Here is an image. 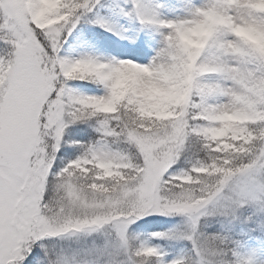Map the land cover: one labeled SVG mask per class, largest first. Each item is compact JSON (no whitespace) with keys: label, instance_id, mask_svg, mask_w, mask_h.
<instances>
[{"label":"rangeland","instance_id":"rangeland-1","mask_svg":"<svg viewBox=\"0 0 264 264\" xmlns=\"http://www.w3.org/2000/svg\"><path fill=\"white\" fill-rule=\"evenodd\" d=\"M84 1L85 20L68 22L62 12L47 13L57 0H0L1 21L23 43L0 73V264H116L122 256L132 264H180L192 258L189 247L196 250L191 264H222L213 243L233 233L258 237L233 254L235 264H264V139L232 172L182 157L190 130L236 137L251 106L262 103L264 0H111L117 12ZM22 11L46 34L53 59ZM52 63L65 78L55 87L56 76L44 73ZM193 93L208 124L189 128L185 100L162 126L121 134L93 120L101 139L76 147L63 171H52L54 157L40 159V119L51 129L53 154L65 150L68 126L92 119L71 118L65 101L113 113L124 97L157 111L158 98ZM93 165L118 178L103 180ZM35 241L42 254L29 256Z\"/></svg>","mask_w":264,"mask_h":264},{"label":"trees","instance_id":"trees-1","mask_svg":"<svg viewBox=\"0 0 264 264\" xmlns=\"http://www.w3.org/2000/svg\"><path fill=\"white\" fill-rule=\"evenodd\" d=\"M84 3V0H68V6L66 9H68V13L71 12L73 13L68 19L72 22L73 20L76 19L78 15V11L82 4ZM35 35L38 38H42V34L35 31ZM7 42V38L4 37V31L0 28V43ZM10 54V47H0V60H1V68L2 64L6 62ZM51 72L48 71L47 74H50ZM55 82H57V79L54 78L53 80V87H55ZM117 118L119 117L122 121V126L125 125L127 127L132 128V126L136 127L139 126L141 122H143V126L146 128H150L151 125H153L155 118H152L150 115H145L142 116L141 113L138 114L133 110H130V108L126 107H120L117 110ZM67 114H70L71 118H76L80 116H84L85 112L83 109L70 104L68 105V110ZM100 119H110L109 117H104L100 116ZM93 119L90 121H82L79 123H76L74 125L69 126L66 129L64 138H63V149H67L69 147H75L76 146V137H84V141L89 140L90 138H93V132H92V127H93ZM259 123H255L256 132L253 133V127H250L249 131L250 134L248 137L244 140L241 141L240 143H236L235 145L233 144H228V146H232L233 148L230 149L232 150L230 153L226 154L223 153L222 151L216 153L211 156L207 152V150L213 151V145L212 144H206L203 142L202 139H200L198 136H190L189 137V142H188V148H187V153L188 155H193L195 158L201 160L204 163H210V162H215L221 165L219 170L215 173H222L225 171L231 172L234 169H237L240 165L244 164L247 162V159L249 158L250 154L255 148V143H258L259 138H260V133L263 130V126L259 127ZM259 127V128H258ZM48 143V142H46ZM49 144V143H48ZM45 149V147L43 148ZM49 150L44 152L43 157H48ZM67 154L64 151H61L58 153L57 158L54 162L53 165V171L58 169L62 165V159L65 158ZM98 232L97 234H99ZM31 252L34 254L36 251L39 250L37 245H34L33 247L30 248Z\"/></svg>","mask_w":264,"mask_h":264}]
</instances>
